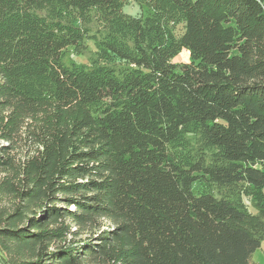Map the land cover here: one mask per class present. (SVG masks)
<instances>
[{"label": "trees", "instance_id": "1", "mask_svg": "<svg viewBox=\"0 0 264 264\" xmlns=\"http://www.w3.org/2000/svg\"><path fill=\"white\" fill-rule=\"evenodd\" d=\"M134 1L0 0V138L23 149L0 159L3 264H254L264 0ZM187 42L203 66L172 60Z\"/></svg>", "mask_w": 264, "mask_h": 264}, {"label": "rangeland", "instance_id": "2", "mask_svg": "<svg viewBox=\"0 0 264 264\" xmlns=\"http://www.w3.org/2000/svg\"><path fill=\"white\" fill-rule=\"evenodd\" d=\"M124 12L131 16H139L142 12L144 14H147V6L144 4L140 5L134 0H125V3L122 7ZM105 21L102 19V14L100 12H94L91 16V21L86 26H83L85 31L89 33V36L87 38H90V36L97 34L98 37H103L107 35V30L105 28ZM177 31L180 33L182 30H179V27ZM97 58V53L95 52L94 46H85L81 45L78 48H68L64 52L63 61L66 64H75V65H81V64H91L95 59ZM172 60L174 62H187L192 63L196 66H203L206 62V59L204 56H200L198 52L192 47V45L187 42L186 46L182 47L177 45V49L175 54L172 57ZM1 114V111H0ZM192 141H194V137H192ZM23 155V149L22 147L15 143L11 142L7 139L0 138V159H5L9 157H13L15 161H19L21 159V156ZM9 174V172H6V169L0 168V179L5 175ZM220 189L212 184L209 183H196L194 185V191L195 193H199L200 191H212L216 194H218V191ZM11 204L10 199L4 195L0 196V206H9ZM73 207V206H72ZM250 209L252 211H256V207L254 205H250Z\"/></svg>", "mask_w": 264, "mask_h": 264}, {"label": "crops", "instance_id": "3", "mask_svg": "<svg viewBox=\"0 0 264 264\" xmlns=\"http://www.w3.org/2000/svg\"><path fill=\"white\" fill-rule=\"evenodd\" d=\"M252 261L254 264H264V240L262 246L253 254Z\"/></svg>", "mask_w": 264, "mask_h": 264}, {"label": "bare ground", "instance_id": "4", "mask_svg": "<svg viewBox=\"0 0 264 264\" xmlns=\"http://www.w3.org/2000/svg\"><path fill=\"white\" fill-rule=\"evenodd\" d=\"M0 264H3V263L0 261Z\"/></svg>", "mask_w": 264, "mask_h": 264}]
</instances>
